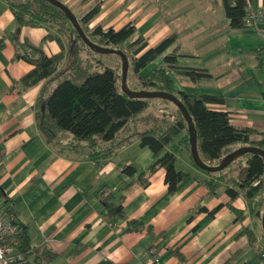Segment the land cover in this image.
Segmentation results:
<instances>
[{
  "label": "crops",
  "instance_id": "0c3cea01",
  "mask_svg": "<svg viewBox=\"0 0 264 264\" xmlns=\"http://www.w3.org/2000/svg\"><path fill=\"white\" fill-rule=\"evenodd\" d=\"M71 1L60 0L70 10ZM169 1L171 22L181 23L178 32L176 27L165 25L151 34L163 18L157 14L155 23L150 17L142 19L143 10H131L134 5H129L130 0H117L111 6L116 8L111 17L118 15L109 26L118 31L133 23L136 34L130 41L142 37L147 43L145 51L176 35V42L150 65H163V58L176 49L181 55L179 67L205 72L209 77L192 81L170 73L174 90L221 98V104L209 108L226 113L233 127L250 130V143L264 141V35L246 27L231 29L224 10H220V0ZM122 3L124 8L130 7V17L120 10ZM249 4L264 10V0H249ZM179 7L182 9H176ZM100 9L104 13V6ZM49 33L54 35L46 27L16 29L6 0H0V206L4 207L5 198L10 201L18 224L27 229L30 246H45L54 252L56 258L50 264H154L145 255L150 248L156 249L159 264H255L264 252L258 203L249 211L240 191L230 203L226 187L238 191L231 184L220 183L214 194L208 193L199 183L208 176L193 164L184 141L187 130L167 147L176 152L175 170L190 176L173 194L167 191L163 169L145 184L139 182V175L155 160L137 140L99 164L86 158L84 143L78 151L70 150L71 135L67 132L47 143L37 127L34 110L46 80L21 88L17 82L32 66L16 57L11 38L14 34L17 42L37 47ZM42 49L52 56L61 47L50 40ZM55 86L56 82L52 83L49 91ZM162 122L159 118L155 127L161 130ZM145 124H140L138 130L151 127ZM128 166L135 170L131 176L123 172ZM101 190L109 192L114 204L123 200V219L105 216L97 197ZM229 203L241 211V219L229 209ZM214 210L216 213L211 215ZM130 221L135 222L134 227L128 225ZM245 228L256 236L254 245L242 235ZM174 250L184 261L172 255ZM30 261L40 264L33 256Z\"/></svg>",
  "mask_w": 264,
  "mask_h": 264
},
{
  "label": "trees",
  "instance_id": "16d2710c",
  "mask_svg": "<svg viewBox=\"0 0 264 264\" xmlns=\"http://www.w3.org/2000/svg\"><path fill=\"white\" fill-rule=\"evenodd\" d=\"M220 2L224 15L229 21V27L231 29L244 28V17L249 0H220ZM6 3L13 15L16 29L38 28L45 27V25L54 26L57 29V33L46 35L41 45L37 47L26 41L17 42L14 34L11 38L13 47L17 51L16 57L32 66V69L17 82L21 88L27 89L46 80L35 101L34 110L37 127L47 143H51L57 134L67 132L71 135V140L68 142L70 150L78 151L79 145L84 143L88 149L86 158L99 164L137 140L141 148H148L151 151L155 160L145 172L139 175V182L145 184L152 174L158 169H163L167 191L173 194L179 183L190 177L185 172L175 170L176 152L167 150L173 140L182 131L187 130V125L179 110L170 102L160 100L162 103L173 105L177 116L176 122L161 132L158 127H155L157 122L155 117L150 114L140 117L150 107V102L153 100L130 99L122 93L120 89L121 69L118 72L110 68L91 71V66L84 63L81 58L83 50L93 56L98 54L85 46L60 9L44 0L24 2L6 0ZM99 12L100 4H96L78 20L86 37L98 46L123 52L128 58V73L131 72L136 76L141 85L140 90L166 92L181 101L192 118L196 130L198 153L204 163L217 166L226 155L234 151V148L242 146H253L264 150V141L249 142L248 136L252 133L250 130L233 127L226 113L209 108V105L221 104L223 102L221 98L187 95L174 90L170 73L187 76L192 81L209 77L205 72L179 67L177 61L181 55L176 49L163 58L162 66L154 68L144 76L139 75L176 42V35H169L158 45L145 51L147 43L142 37L129 42L136 32V27L132 23H128L118 31L112 28L104 30L100 26L89 30L88 25L98 16ZM58 34L66 35L67 48L62 44ZM50 40L57 41L61 50L57 54L47 56L42 45ZM63 62L64 67L60 68ZM54 82H56L55 88L49 91V86ZM132 90L139 91L138 89ZM150 120L154 122L153 126L143 131L138 130L140 124ZM184 141L189 145L187 133ZM123 172L131 176L135 170L128 166ZM203 173L208 178L199 183L207 189L209 194H214L220 183L231 184L238 191L226 187L230 203L238 197L239 191L249 211L252 212L258 203L257 217L261 225L264 206V161L260 156L246 154L218 173L204 171ZM102 193V190L99 191L97 197L105 210V216L108 219H123V200L114 204L110 196L103 198ZM3 203L4 207H0L18 224L17 215L9 205L10 201L5 198ZM230 203L228 204L229 209L237 219H241V211L235 209ZM217 210L210 214L216 213ZM128 225L134 227L135 222L130 221ZM242 235L246 236L251 245L257 241L250 229H243ZM261 237L264 239L263 232ZM15 240L18 243V250L28 261L33 256L34 260L40 264H50L56 258V254L45 246L32 248L26 228H18ZM172 255L184 261V257L178 250L172 251ZM261 261H264L263 251L255 264H261Z\"/></svg>",
  "mask_w": 264,
  "mask_h": 264
},
{
  "label": "rangeland",
  "instance_id": "374dc122",
  "mask_svg": "<svg viewBox=\"0 0 264 264\" xmlns=\"http://www.w3.org/2000/svg\"><path fill=\"white\" fill-rule=\"evenodd\" d=\"M14 1L24 2L26 0H14ZM58 1H60V0H58ZM72 1L69 2V5L71 7L72 13L75 15V17L78 20L81 19L94 5L100 4V6L101 5L104 6V11H103L104 13L101 14L99 12L98 16L88 25L89 30H91L92 28H94L96 26H100L104 30H107L109 27L111 28L112 26H109V21L112 19H116V16L118 15V14H116V16L111 17L112 11L114 9H116L115 7H113L111 9V6H113V4L116 3L117 0H72ZM169 2H171V1H169V0H130L129 5H131V6L134 5V7L131 8V10H133V11H138V10L142 9L143 10L142 19H145L146 17H150V18H152V20L150 21L152 23H155V21H157V14H159V18L160 17L163 18L162 19L163 22H161L162 23L161 25H160V22L158 24L154 25V27L152 28L151 34H155L156 32L161 31L165 25H167L171 28L176 27L177 32H178L179 30H181V23L178 24L175 22H171L172 16L170 17L169 10H171L172 8L168 6ZM86 3H88V5L85 6L84 4H86ZM219 7H220L221 12H223V8H222L221 4H219ZM219 7H216V9ZM198 8L199 7L197 6L196 9L200 10ZM176 9L181 10L182 8L179 7ZM120 10L124 11L125 17L131 16L130 7L124 8L123 3H122ZM215 15L217 16L218 13H215ZM110 17H111V19H110ZM120 22H123V21H120ZM45 27L49 28L54 34L57 33L56 27H54V26L52 27L49 25H45ZM135 34H136V32H135ZM58 35L62 38L63 43L65 45V48H67L68 44L66 41V35H62V34H58ZM138 38H136V39H138ZM130 40H129V42L135 41V40L134 41H130ZM81 58L84 60V63H88L91 66V71H95V70L100 71L104 68H110V69L116 70L118 72L121 69L120 59L116 55H99L98 54L96 56H93V55L88 54L87 51L83 50V52L81 54ZM159 66H162V65L159 64L157 66V63H153L152 65L148 66V68H146L143 72H141L139 75L144 76L148 72H150L153 68L159 67ZM127 84L131 90L132 89H138V90L141 89V85H140L139 81L137 80L136 76L134 74H132L131 72L128 73V75H127ZM155 102L156 103H154L155 105H153V107H154L153 110L151 109V102H150V107L147 109V111L144 114L145 115L150 114L153 117L157 116V120L160 118L163 121L160 125V129H161L160 131L164 132L166 130V128L169 126V124H172V123L174 124L175 118H177L175 107L171 104L162 103V102H160V100H155ZM160 110L162 112L157 113ZM172 117H174V121H172L173 120ZM153 124H154V122H152L150 120V121H147L145 125L153 126ZM235 149L236 148H234V150ZM236 163L237 162H235V164ZM235 164H233V166H235ZM201 172H203V171H201ZM29 264H34V263L30 261Z\"/></svg>",
  "mask_w": 264,
  "mask_h": 264
},
{
  "label": "water",
  "instance_id": "95a60500",
  "mask_svg": "<svg viewBox=\"0 0 264 264\" xmlns=\"http://www.w3.org/2000/svg\"><path fill=\"white\" fill-rule=\"evenodd\" d=\"M51 4L52 6L60 9L66 18L69 20L70 24L77 32L81 41L85 44L86 47L95 54L99 55H116L119 57L121 62V79H120V89L123 94H125L130 99H139V100H165L173 104L177 110L182 115L186 125H187V133H188V140H189V148H190V156L192 159L193 164L200 169L201 171L207 173H218L229 166L231 162L234 160L246 155V154H253L260 156L264 161V150L253 147V146H242L237 148L236 150L232 151L228 155H226L217 166H209L202 161L199 156L198 149H197V136L196 130L190 117L189 113L187 112L184 105L179 101L177 97L172 94L166 92H159V91H146V90H139L133 91L128 87L127 84V75H128V58L127 56L121 52L120 50H115L111 48H105L98 46L92 43L84 34L82 28L78 23V19L75 15L71 12V10L64 5L62 2L58 0H44ZM19 227H22L21 224H18ZM261 229L264 234V206L263 212L261 215Z\"/></svg>",
  "mask_w": 264,
  "mask_h": 264
},
{
  "label": "built area",
  "instance_id": "2783aa9c",
  "mask_svg": "<svg viewBox=\"0 0 264 264\" xmlns=\"http://www.w3.org/2000/svg\"><path fill=\"white\" fill-rule=\"evenodd\" d=\"M244 27L253 29L257 34L264 35V10L255 9L250 4L245 13ZM103 198L109 196V192L103 191ZM18 224L8 216L0 207V264H28L29 261L18 250L15 237L18 233ZM154 264H159V256L154 248L145 253Z\"/></svg>",
  "mask_w": 264,
  "mask_h": 264
}]
</instances>
